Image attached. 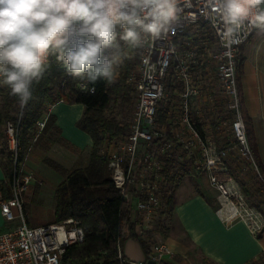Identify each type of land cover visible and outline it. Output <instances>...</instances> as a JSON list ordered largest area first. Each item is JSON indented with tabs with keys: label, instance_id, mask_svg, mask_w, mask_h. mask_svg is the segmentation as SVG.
Listing matches in <instances>:
<instances>
[{
	"label": "built area",
	"instance_id": "2783aa9c",
	"mask_svg": "<svg viewBox=\"0 0 264 264\" xmlns=\"http://www.w3.org/2000/svg\"><path fill=\"white\" fill-rule=\"evenodd\" d=\"M180 7L178 22L167 33L149 40L142 48L128 50L127 57L136 61L126 77L135 93L128 132L116 140H105L100 150L114 187L122 200L131 205L133 216H137L133 222L140 238L153 230L152 222L186 178L204 176L219 192L218 198L233 205L237 193L231 179L226 180L227 159L232 150L259 174L242 120L237 80L240 47L256 28L246 23L235 35L238 42L229 44L224 38L225 26L215 0H180ZM206 76L208 82L211 79L216 82V88L213 85L208 88L204 83ZM75 88L82 93L95 91L94 85H86L84 81L76 82ZM215 92L222 99V107L217 108L222 110L217 115L218 131L229 132L233 138L222 148L216 146L207 123L206 115H210L212 108L206 112L204 107L212 105ZM209 93L212 96L205 95ZM57 103L61 101L47 103L46 113L35 122L29 149L44 130L49 111ZM4 135L16 166L20 155L17 126L7 124ZM22 174L21 168L14 171L11 180L0 181V214L5 222H18L0 233V264H61L65 248L83 240L80 223L69 218L60 223L27 226L22 194L32 176ZM4 187L8 189V199L4 198ZM217 212L222 213L224 221L238 217L253 237L263 230L262 219L251 209L234 207L229 215L221 207ZM150 245L147 261L127 263L158 264L165 257L175 256L164 243ZM118 257L125 261L120 252Z\"/></svg>",
	"mask_w": 264,
	"mask_h": 264
},
{
	"label": "clouds",
	"instance_id": "9594fccd",
	"mask_svg": "<svg viewBox=\"0 0 264 264\" xmlns=\"http://www.w3.org/2000/svg\"><path fill=\"white\" fill-rule=\"evenodd\" d=\"M264 0H215L224 38L264 31ZM180 0H0V87L21 112L54 61L86 85L111 83L128 56L177 22Z\"/></svg>",
	"mask_w": 264,
	"mask_h": 264
},
{
	"label": "trees",
	"instance_id": "16d2710c",
	"mask_svg": "<svg viewBox=\"0 0 264 264\" xmlns=\"http://www.w3.org/2000/svg\"><path fill=\"white\" fill-rule=\"evenodd\" d=\"M76 82L77 80L65 74L60 65L51 63L43 79L34 85L33 99L23 112L17 98L10 95L9 89L4 87L0 90L2 109L0 130L7 121H12L17 126L21 150L16 166L13 165L12 157L6 149L5 153L0 155V163L5 178L11 180L14 171L21 167L36 128L35 122L42 113H46L47 103L61 101L66 104H81L84 111L76 126L89 136L92 145L86 165L67 172L55 187L53 223H60L69 218L78 220L83 230V240L68 245L60 261L61 264H128L118 257L124 241L137 240L143 251L148 253L151 240L149 236L140 238L136 234L130 216L131 205L122 200L119 190L114 187L109 177L107 161L100 156L105 140L124 136L128 132L127 128L114 117L105 115V111L110 110L112 97L119 95L122 87L116 85L109 88V83L98 81L92 84L95 91L89 94L79 92L75 88ZM54 122V116L49 114L43 130L47 134V139L57 140L62 145L72 147L63 139L57 138L58 129ZM245 130L250 143L247 125ZM52 168L60 170L58 166ZM3 191L4 198L8 199L7 187H4ZM164 206L166 214L169 215L174 206L173 196L166 200ZM26 221L31 227L39 225L32 226L27 217ZM250 264H264V258Z\"/></svg>",
	"mask_w": 264,
	"mask_h": 264
},
{
	"label": "crops",
	"instance_id": "0c3cea01",
	"mask_svg": "<svg viewBox=\"0 0 264 264\" xmlns=\"http://www.w3.org/2000/svg\"><path fill=\"white\" fill-rule=\"evenodd\" d=\"M237 65L242 120L249 130L252 157L264 180V31L255 29L240 47ZM83 111L81 104L61 102L49 114L55 118L57 138L76 150L89 152L91 139L76 126ZM44 146L47 148V144ZM4 178L0 163V181ZM183 182L173 195L172 212L167 215L164 206L158 217L160 224L157 228L152 225L153 230L146 233L151 244L161 242L175 252L174 258L165 257L158 264H250L264 258V229L253 237L243 221H224L210 192L190 183L184 187ZM130 213L133 222L137 216L131 210ZM17 224L5 222L0 214V233ZM150 246L145 253L137 240L126 239L121 256L128 263H143L148 259Z\"/></svg>",
	"mask_w": 264,
	"mask_h": 264
},
{
	"label": "rangeland",
	"instance_id": "374dc122",
	"mask_svg": "<svg viewBox=\"0 0 264 264\" xmlns=\"http://www.w3.org/2000/svg\"><path fill=\"white\" fill-rule=\"evenodd\" d=\"M135 66L136 61L134 59H131L130 57L125 59L123 65L118 70L117 77L111 83H109V88L110 86L112 87L118 85L122 87V90L119 95L112 97V101L109 104L110 110L105 111L106 116L114 117L121 123L122 126H125L127 130L131 112L134 106L135 93L132 86L127 84L126 77ZM208 79L209 76H206L204 79V83H206L208 88H211V85L215 86L216 88V82L212 79L210 82H208ZM77 82L81 81L77 80ZM2 88L4 87H0V90ZM205 95L212 96L211 93ZM220 98L221 96L215 92L211 102L212 105L209 106L205 104L204 107L205 111L207 108H212L210 115L208 113L206 115L208 118L207 123H209V127L212 132L213 140L216 142V146L222 148L226 147L227 141H232L233 138L230 136L229 132L222 134L218 131L220 121L217 119V115H219V113L222 111H218L219 109L217 110V108L222 107V99ZM43 114L44 113L41 114L40 118L43 116ZM1 115L2 109L0 103V116ZM12 115L14 116V112H12ZM10 123L15 125L12 121H7L0 130V155H3L6 149L11 155L14 165V159L8 148L6 136L4 135V128ZM118 138L119 137L114 139L116 140ZM46 144L47 148L44 146ZM28 146H30V144ZM43 148L44 150H42ZM88 155L89 152L79 151L70 146L62 145L57 140L54 141L53 139H47V134H45L43 131L35 143L31 145V148H27L20 169L22 168L23 171L21 176L24 174L32 176V181L28 185L27 190L22 194L24 211L29 222H36L39 225L53 223L52 209L54 207L55 187L65 177L67 172L79 167H84L88 161ZM18 160L16 164L18 163ZM227 160L229 169L226 180L228 178L231 179L230 182L234 191L237 193L236 199L234 198L232 200L234 203L233 205L235 206L224 202L223 199L218 198L219 192L209 185L204 176L186 178L183 182L184 187H187V184L190 183L191 186L197 187L201 191L210 192V198L214 200L216 199L217 210H219L221 207H224V209L229 212L228 214L231 215V213H233L234 207H236L238 210H241V207H243L251 209V211L255 212L262 219V221H264L263 180L254 167L249 164L248 161L241 159L235 150H232L229 153ZM56 166H58L60 170L52 168ZM20 169L18 170L20 171ZM225 205L227 206L226 208ZM158 217L152 222V225L156 228L158 223L160 224L161 222V219ZM236 219L238 220V217H236L235 220Z\"/></svg>",
	"mask_w": 264,
	"mask_h": 264
},
{
	"label": "water",
	"instance_id": "95a60500",
	"mask_svg": "<svg viewBox=\"0 0 264 264\" xmlns=\"http://www.w3.org/2000/svg\"><path fill=\"white\" fill-rule=\"evenodd\" d=\"M148 264H155L153 261H149Z\"/></svg>",
	"mask_w": 264,
	"mask_h": 264
}]
</instances>
